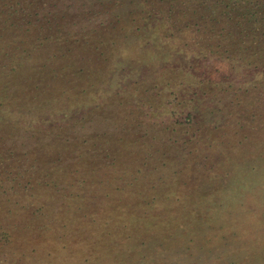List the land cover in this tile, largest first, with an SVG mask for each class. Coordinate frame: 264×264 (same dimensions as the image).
<instances>
[{
    "label": "rangeland",
    "instance_id": "obj_1",
    "mask_svg": "<svg viewBox=\"0 0 264 264\" xmlns=\"http://www.w3.org/2000/svg\"><path fill=\"white\" fill-rule=\"evenodd\" d=\"M63 1L0 0V264H264V43L142 49L127 3L62 59Z\"/></svg>",
    "mask_w": 264,
    "mask_h": 264
},
{
    "label": "trees",
    "instance_id": "obj_2",
    "mask_svg": "<svg viewBox=\"0 0 264 264\" xmlns=\"http://www.w3.org/2000/svg\"><path fill=\"white\" fill-rule=\"evenodd\" d=\"M4 1H6V5L2 16L6 14L7 20L5 23L11 22L13 26H15V22L26 21V18L30 16L38 19L36 20L38 22L41 20L39 17L41 15L45 17L46 14L44 13L49 11L47 7L37 6L39 0ZM96 1L97 3L94 4L88 0H64L63 3L50 4L52 8H59L62 3L61 7L64 8V10L61 9L62 12L48 13L50 16L53 14L51 17L55 20L62 21L58 25H55L56 35L52 38L57 44L63 45L61 47L63 49L60 50L62 59L72 57V54L77 50L84 52V49L89 45L96 46V42L86 39L85 33L87 31L85 29L89 28V24L93 21L92 17L101 12L98 9L99 7L107 5V9L111 8L112 11L109 13L120 18V15L122 16L120 12L124 11L127 3L133 5L131 12L127 9L129 17L134 14L137 15V21L138 19L140 20L138 24L144 25L141 29L142 33L145 34L144 36H149V39L142 45V49H150L152 38L157 39V49L161 45L164 46L163 40L166 41L165 43L173 44L171 39H174V33L179 32L183 34L185 32L195 35L190 40L186 39L188 41L185 40L186 42L183 44L184 50L180 53L182 56H186V58L188 57L186 51L191 46H194L201 51L200 56L202 57L198 58L207 56V51H209V54H218L215 49H219L230 59L239 60L234 57H240V59L246 60V57L239 56L240 48L247 52V50L252 48L249 45L250 41L264 43V0H159L158 4H156L158 0H134V2L133 0ZM160 3L162 4L160 5ZM137 5H141L142 7ZM115 8H120V12L113 11ZM40 9L41 12H39ZM82 17L85 18L82 19ZM152 25L156 26L154 27L155 29L152 28ZM210 33L216 37L213 41V36ZM205 41H207V44ZM215 41L218 44H214ZM46 44L47 46H51L53 43L51 40H48ZM46 44L34 47L32 50L39 52L43 50ZM247 44L248 47H244ZM205 47H207V51L203 50ZM230 47L238 48L236 50L238 51L237 56H233L232 51H229L231 50ZM132 55L136 57L139 53L134 52ZM247 55H249L247 56L249 58L250 54ZM5 56L11 63H17V58L14 59L15 56L6 54ZM31 57L32 55H29V58ZM188 63L190 64V62ZM196 96L197 94H195Z\"/></svg>",
    "mask_w": 264,
    "mask_h": 264
}]
</instances>
